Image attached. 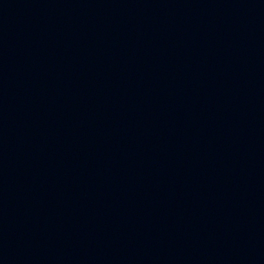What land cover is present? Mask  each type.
I'll list each match as a JSON object with an SVG mask.
<instances>
[{"label":"water","instance_id":"obj_1","mask_svg":"<svg viewBox=\"0 0 264 264\" xmlns=\"http://www.w3.org/2000/svg\"><path fill=\"white\" fill-rule=\"evenodd\" d=\"M0 264H264V0H0Z\"/></svg>","mask_w":264,"mask_h":264}]
</instances>
